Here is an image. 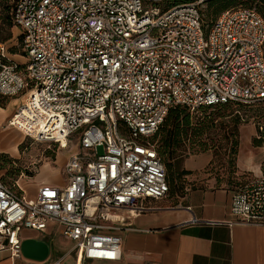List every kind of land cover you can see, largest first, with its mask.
<instances>
[{
    "label": "built area",
    "instance_id": "2783aa9c",
    "mask_svg": "<svg viewBox=\"0 0 264 264\" xmlns=\"http://www.w3.org/2000/svg\"><path fill=\"white\" fill-rule=\"evenodd\" d=\"M209 1L16 0L24 62L0 41V96L21 99L9 125L38 143L78 136L81 149L66 184L32 198L0 176V251L20 259L22 231L54 225L74 242L54 264L121 262L122 232L170 193L153 142L170 111L264 102V17L239 7L206 27ZM231 212L230 225L264 227V175Z\"/></svg>",
    "mask_w": 264,
    "mask_h": 264
},
{
    "label": "crops",
    "instance_id": "0c3cea01",
    "mask_svg": "<svg viewBox=\"0 0 264 264\" xmlns=\"http://www.w3.org/2000/svg\"><path fill=\"white\" fill-rule=\"evenodd\" d=\"M4 99L5 104L1 102ZM20 105L19 98L0 96V130L9 125ZM257 136L254 132L242 134V150H245L238 160L241 174L264 175L261 165H256L261 152L247 153ZM50 169L44 170L42 176L44 182L53 185L48 175ZM65 184L66 180L61 186ZM42 186H36L35 195L21 187L32 198ZM235 190L196 189L149 201L152 210L131 220L133 230L122 232L123 260L111 264H264V227L229 224L234 219L231 207ZM55 228L58 227L51 225L45 232L24 229L22 243L34 242L29 255L22 252V258L16 259L9 251H0V264H54L74 247V242L61 233L62 248L55 249L51 239ZM40 244L47 246L48 252ZM69 262L74 264L75 260Z\"/></svg>",
    "mask_w": 264,
    "mask_h": 264
},
{
    "label": "rangeland",
    "instance_id": "374dc122",
    "mask_svg": "<svg viewBox=\"0 0 264 264\" xmlns=\"http://www.w3.org/2000/svg\"><path fill=\"white\" fill-rule=\"evenodd\" d=\"M236 5L257 10L264 17V0H234ZM12 0H0V16L6 15V6ZM233 7V8H234ZM213 9L209 3L204 6L205 20L210 22ZM1 24V22H0ZM4 37L10 36L6 41L10 49L17 52L16 60L24 62L22 53L21 33L17 28L8 29L2 33ZM3 104L6 99L1 100ZM192 130L204 128L201 136L190 133V140L183 146L186 151L177 164L179 174L177 186L171 194L182 191L218 190L233 188L248 183L258 176L256 172L241 174L238 160L242 150V134L254 132L259 135V127L264 130V104L249 107L228 105L218 109H200L191 112ZM238 118H240L238 122ZM210 120H213L211 122ZM238 122V123H237ZM237 129L235 130V126ZM78 136L65 144L38 143L28 138L16 127L6 125L0 130V176L7 184L18 181L20 185L35 195L36 186L50 185L44 182L43 171L50 168L49 180L51 186L61 187L64 178V167L70 155L81 149ZM162 136L154 137L153 142L161 146ZM238 141V151L233 154L235 142ZM249 151L261 152L257 157L256 165L264 172V138L254 139L249 145ZM102 153V149H100ZM52 233V244L55 249H61L59 238L61 231L55 228Z\"/></svg>",
    "mask_w": 264,
    "mask_h": 264
},
{
    "label": "trees",
    "instance_id": "16d2710c",
    "mask_svg": "<svg viewBox=\"0 0 264 264\" xmlns=\"http://www.w3.org/2000/svg\"><path fill=\"white\" fill-rule=\"evenodd\" d=\"M15 2H16V0H12L11 4L8 3L6 6H4V8L6 7V13L7 14L4 16H0V22H1V24H0V41L5 43V44H6L7 40L11 39V35L7 36V37H4L2 35V33L5 31L6 27L8 29L16 28L15 23L13 21V11H14L15 4H16ZM208 3L210 4V6L213 9V12H212L213 20L210 22H207L205 20V14H204V8H203L202 15H203L204 24L206 27H211L215 23L217 18L223 12L230 10V9H234V8L244 7V6L234 7L236 5V2L234 0H210ZM247 8H249V7H247ZM21 40H22V48H23L22 53L24 56V47H23L24 38H23L22 34H21ZM9 52L12 55L17 54V52H15V50H13V49H10V47H9ZM261 104H264V102L260 103L258 105H261ZM228 105L249 107V106H245V105H241V104H235V103L228 104ZM228 105H222V106H219L216 108L206 107L203 109H205V110L218 109V108H222V107L228 106ZM239 120H240V118H238V122H239ZM210 121L213 122V120H210ZM192 125H193V122H192L191 111L185 107L177 106V107H174L170 111L166 121L160 127L158 133L155 136V137L162 136L161 146L160 147L157 146V148H158L159 156L162 159L164 165L166 166L167 181H168V184L170 186V193L169 194H171L172 190L175 189V187L177 186V182H178V178H179V174L176 171L177 164L182 159V157L184 156V153H186V151L183 150V146L186 144V142L188 140H190L191 131L192 132L195 131L194 132L195 135L201 136V134L204 130V128L192 130ZM234 129L235 130L237 129V125L235 126ZM259 129H260L259 135L256 137L257 140H261L264 138V130L263 131L261 130L262 127H259ZM238 145H239V142L236 141L233 154L237 153V151H238L237 146ZM244 185H242V186H244ZM182 192H184V191H182ZM182 192H180V193H182ZM176 193H178V192H176Z\"/></svg>",
    "mask_w": 264,
    "mask_h": 264
},
{
    "label": "water",
    "instance_id": "95a60500",
    "mask_svg": "<svg viewBox=\"0 0 264 264\" xmlns=\"http://www.w3.org/2000/svg\"><path fill=\"white\" fill-rule=\"evenodd\" d=\"M34 244V242L31 241H26L22 243V252L25 255H29L30 253V249L32 247V245ZM43 247V251L46 253L48 252L49 248L47 246H45L44 244H40Z\"/></svg>",
    "mask_w": 264,
    "mask_h": 264
}]
</instances>
